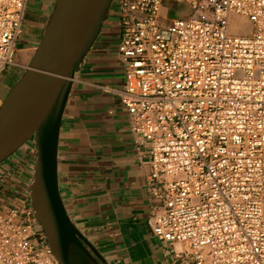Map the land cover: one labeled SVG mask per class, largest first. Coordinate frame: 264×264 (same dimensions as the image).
I'll return each instance as SVG.
<instances>
[{
	"label": "built area",
	"instance_id": "built-area-1",
	"mask_svg": "<svg viewBox=\"0 0 264 264\" xmlns=\"http://www.w3.org/2000/svg\"><path fill=\"white\" fill-rule=\"evenodd\" d=\"M170 1L189 18L164 26L163 0L110 9L125 69L111 91L147 148L151 230L193 264H264V0ZM27 2L0 0V74L17 65ZM0 264H60L30 200L0 205Z\"/></svg>",
	"mask_w": 264,
	"mask_h": 264
},
{
	"label": "crops",
	"instance_id": "crops-1",
	"mask_svg": "<svg viewBox=\"0 0 264 264\" xmlns=\"http://www.w3.org/2000/svg\"><path fill=\"white\" fill-rule=\"evenodd\" d=\"M56 2L28 0L17 63L24 61L20 52L34 53ZM190 13L185 3L163 0L159 18L167 26ZM119 42L120 27L110 12L75 75L63 113L57 151L60 196L73 224L107 264H193L181 258L184 246L166 243L151 230L147 148L139 145L127 110L111 91L125 83ZM10 69L0 74L1 100ZM35 158L29 141L0 164V205L30 200Z\"/></svg>",
	"mask_w": 264,
	"mask_h": 264
},
{
	"label": "water",
	"instance_id": "water-1",
	"mask_svg": "<svg viewBox=\"0 0 264 264\" xmlns=\"http://www.w3.org/2000/svg\"><path fill=\"white\" fill-rule=\"evenodd\" d=\"M112 4L113 0H57L29 66L0 106V164L33 142L30 204L60 264H107L65 209L58 187L57 151L73 80Z\"/></svg>",
	"mask_w": 264,
	"mask_h": 264
},
{
	"label": "rangeland",
	"instance_id": "rangeland-1",
	"mask_svg": "<svg viewBox=\"0 0 264 264\" xmlns=\"http://www.w3.org/2000/svg\"><path fill=\"white\" fill-rule=\"evenodd\" d=\"M115 4L116 3L113 2L112 6H111V10L115 8ZM20 55L23 56L24 61L18 62L17 66H15L14 68H11L10 71L7 72V74L12 77L11 78L12 80L9 83L7 90H6L5 94L3 95V97H5L7 95L10 88L18 81V79L22 76V74L25 72V70L29 66V62H30L31 57L33 55V51H23V52H20ZM3 99L1 100V102L3 101Z\"/></svg>",
	"mask_w": 264,
	"mask_h": 264
},
{
	"label": "bare ground",
	"instance_id": "bare-ground-1",
	"mask_svg": "<svg viewBox=\"0 0 264 264\" xmlns=\"http://www.w3.org/2000/svg\"><path fill=\"white\" fill-rule=\"evenodd\" d=\"M232 24H233L234 31H239L240 33H243V34H249L251 32V28H252L251 24L245 18L234 16L232 19Z\"/></svg>",
	"mask_w": 264,
	"mask_h": 264
},
{
	"label": "flooded vegetation",
	"instance_id": "flooded-vegetation-1",
	"mask_svg": "<svg viewBox=\"0 0 264 264\" xmlns=\"http://www.w3.org/2000/svg\"><path fill=\"white\" fill-rule=\"evenodd\" d=\"M109 13H110V12H109ZM108 17H109V15H108ZM107 19H108V18H107ZM106 21H107V20H106ZM106 21H105V22H106ZM11 78H12L11 76H9V75L7 76V84H8V85H9V83H10L11 80H12Z\"/></svg>",
	"mask_w": 264,
	"mask_h": 264
}]
</instances>
